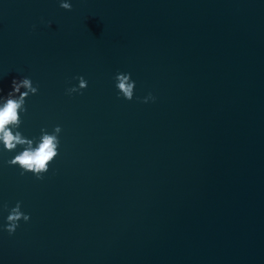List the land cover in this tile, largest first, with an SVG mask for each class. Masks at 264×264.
I'll list each match as a JSON object with an SVG mask.
<instances>
[{"label": "water", "instance_id": "water-1", "mask_svg": "<svg viewBox=\"0 0 264 264\" xmlns=\"http://www.w3.org/2000/svg\"><path fill=\"white\" fill-rule=\"evenodd\" d=\"M68 2L0 0V107L30 78L9 127L58 140L0 141V264H264V0Z\"/></svg>", "mask_w": 264, "mask_h": 264}, {"label": "clouds", "instance_id": "clouds-1", "mask_svg": "<svg viewBox=\"0 0 264 264\" xmlns=\"http://www.w3.org/2000/svg\"><path fill=\"white\" fill-rule=\"evenodd\" d=\"M61 7L68 11L72 10V4L68 2V0H61ZM77 79L79 80V87L70 88L68 90L69 93L79 92L88 87V82L84 77L81 76ZM115 79L117 81L116 87L119 89L120 94L131 101L134 97L133 89L136 87L135 81L131 79V73H118ZM21 87L28 88L33 94L38 92L37 87H32V80L30 78L26 77L22 81L13 79L12 90L7 94V102L0 107V141L3 142L6 149L9 151L15 150L18 145H29L28 148H25L22 152L17 154L9 163L13 166L18 165L25 172L35 173L38 178L42 179L43 177L40 173L46 172L49 162L57 156L56 148L58 140L55 135H49L42 129L44 134L41 138V142L38 147L32 148L31 140L24 138L19 131H16L14 134L13 129L9 127L10 125H14L19 128L22 123L18 110L25 104L24 98L28 96V92L22 93L19 100L13 98L15 93H20ZM2 92L3 89L0 88V93ZM149 99L154 100L155 97L149 94L148 97L144 98L143 102L147 103ZM23 111L26 112L27 109L24 107ZM56 131L59 132L60 128L57 127ZM21 219L27 222L30 220V216L21 211V205L18 202L16 207L11 209L7 217L8 224L6 230L9 234L15 233Z\"/></svg>", "mask_w": 264, "mask_h": 264}]
</instances>
